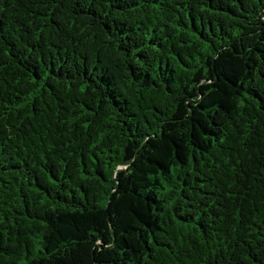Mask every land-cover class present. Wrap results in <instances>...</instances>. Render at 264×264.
Returning <instances> with one entry per match:
<instances>
[{"label": "trees", "instance_id": "16d2710c", "mask_svg": "<svg viewBox=\"0 0 264 264\" xmlns=\"http://www.w3.org/2000/svg\"><path fill=\"white\" fill-rule=\"evenodd\" d=\"M0 264H264V0H0Z\"/></svg>", "mask_w": 264, "mask_h": 264}]
</instances>
